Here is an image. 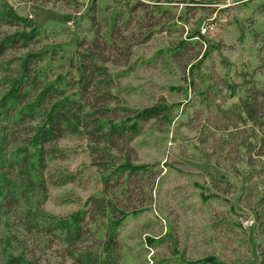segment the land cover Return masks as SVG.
<instances>
[{
    "label": "rangeland",
    "instance_id": "obj_1",
    "mask_svg": "<svg viewBox=\"0 0 264 264\" xmlns=\"http://www.w3.org/2000/svg\"><path fill=\"white\" fill-rule=\"evenodd\" d=\"M75 1L0 0V12L5 5L33 22L39 34L27 49L41 52L42 74L69 96L78 89L69 60L86 33L91 2ZM161 2L168 20L133 46L127 64L110 66L122 103L144 109L164 100L171 106L168 122L145 125L132 141L133 162L149 164L158 178L152 190L124 204L128 213L116 226L121 264H185L207 256L264 264V165L254 157L249 163L247 150L238 146L248 140L249 125L223 113L244 95L245 77L264 55V0ZM27 49L8 51L2 61L14 68ZM58 145L65 156L50 161L48 173L75 179L50 184L44 208L65 215L100 195L102 181L84 139L66 136Z\"/></svg>",
    "mask_w": 264,
    "mask_h": 264
},
{
    "label": "trees",
    "instance_id": "obj_2",
    "mask_svg": "<svg viewBox=\"0 0 264 264\" xmlns=\"http://www.w3.org/2000/svg\"><path fill=\"white\" fill-rule=\"evenodd\" d=\"M161 3L91 0L86 33L77 38L69 60L68 73H75L78 85L75 96L42 74L41 52L27 49L39 34L33 22L2 8L0 27L13 30L0 31V264H121L123 245L116 226L128 213L124 204L146 188L152 190L158 178L149 164L133 162L132 141L145 125L168 122L171 106L164 100L144 109L122 103L110 66L127 64L133 46L147 42L168 20L169 9ZM22 49L27 50L14 68L2 61L8 51ZM257 73L261 80L254 77ZM245 79L244 95L223 113L233 123L249 125L248 140L238 146L247 150L249 163L254 157L264 165V55ZM66 136L86 141L91 164L101 172L102 192L89 196L82 208L59 215L44 203L50 184L75 179L72 173L56 178L48 173L49 162L65 156L58 142ZM185 264L238 263L207 256Z\"/></svg>",
    "mask_w": 264,
    "mask_h": 264
}]
</instances>
